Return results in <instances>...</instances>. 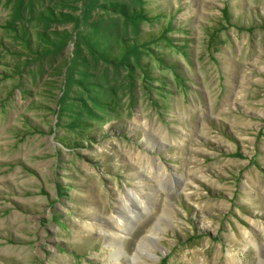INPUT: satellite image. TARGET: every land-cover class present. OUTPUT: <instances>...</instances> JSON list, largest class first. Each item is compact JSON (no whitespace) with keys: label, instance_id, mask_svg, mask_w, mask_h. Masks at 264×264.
Instances as JSON below:
<instances>
[{"label":"rangeland","instance_id":"obj_1","mask_svg":"<svg viewBox=\"0 0 264 264\" xmlns=\"http://www.w3.org/2000/svg\"><path fill=\"white\" fill-rule=\"evenodd\" d=\"M0 264H264V0H0Z\"/></svg>","mask_w":264,"mask_h":264},{"label":"bare ground","instance_id":"obj_2","mask_svg":"<svg viewBox=\"0 0 264 264\" xmlns=\"http://www.w3.org/2000/svg\"><path fill=\"white\" fill-rule=\"evenodd\" d=\"M244 233V236H246V235H248L247 233H246V231L245 232H243ZM142 246H140V244L138 245V247H137V250L138 251H142Z\"/></svg>","mask_w":264,"mask_h":264}]
</instances>
